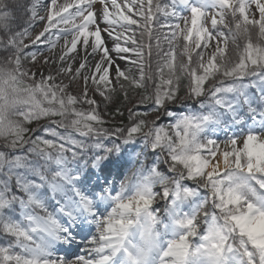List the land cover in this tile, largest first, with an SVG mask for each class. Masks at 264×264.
Instances as JSON below:
<instances>
[{
  "label": "snow or ice",
  "instance_id": "obj_1",
  "mask_svg": "<svg viewBox=\"0 0 264 264\" xmlns=\"http://www.w3.org/2000/svg\"><path fill=\"white\" fill-rule=\"evenodd\" d=\"M104 5L102 10L103 23L109 25L108 29H101L100 17L93 10V6L97 3V0H49L50 11L46 17V22L42 31L37 33L35 37L31 38L32 44H43L49 47V49L56 46L58 41L66 35L71 36V40H65L64 54L61 56V61H66L69 54L78 50V45L82 46L85 52V57L81 61L79 67L73 68L69 65L67 68L61 69L63 73L70 74L72 79L82 77L85 87L80 96H73L71 94L62 95L64 91L63 85L48 84V80H53L54 77H44L43 84L39 86L47 102L52 105L51 108L43 112L45 117H62L61 120H52L51 123L55 124L56 128H46L47 135H51L56 138V141H63L64 143H57L53 140L38 137L32 143L35 145L33 151H39V153L45 155L48 160L52 159V156L47 152V149H55L60 155L55 159L57 166H63L67 164V159L63 155L68 151H72V156L76 157L77 152L73 149H83L85 144L83 141H77L72 138L71 135H63L57 129L60 127L73 128L81 136H89L95 134L97 136L106 134L102 129L94 127V124L102 123L100 115L96 111V102L88 96V83L89 81L96 86L98 94L110 100V93L114 91L112 80L124 79L131 80V78L119 68L115 59L111 53L114 51L117 54L129 53L131 50L127 46H122L121 41L125 44H136L137 40L128 35L129 32L134 34L133 26H140L146 30L151 29L152 21L156 18V13L160 12L164 15L177 16L179 20L183 21L186 18L183 15L178 14L176 11L167 7L161 6L159 0H99ZM39 0H34L36 6ZM179 3L183 5L191 16L187 19L190 20V26L187 24L182 27L181 23H175L173 25H165L169 28L170 35L166 36L169 44L171 45L178 37H182L185 41L184 52L189 54V61H191V53L196 49H201L202 45L206 49L212 44L214 39L213 33L205 26L204 21L210 15V9H216V19L212 21V28L216 29L218 25L223 23L224 11L230 10L234 17L240 16L245 21L248 20L247 9L255 3L256 9L260 14V18L257 23H261V34H264V0H172L173 7ZM111 5V7H109ZM71 10V11H70ZM115 10V11H113ZM136 17H139L137 19ZM37 19L45 20L44 17L37 18L33 14V22ZM60 26V27H58ZM107 31L117 45L114 49H109L106 41L102 36V32ZM17 35H26V31L18 33ZM219 35H225L223 32H219ZM225 40L227 37L225 36ZM14 43V41H10ZM27 47V46H25ZM89 49L91 51L89 52ZM227 43L223 49L217 48L215 51L208 54L207 58L203 52H197L198 57L195 67L185 65V71L189 73L191 77L190 90L191 96L196 98L211 97L217 108L222 109L221 114H229L232 117V122L235 124L240 120L238 115L242 106L247 105L249 114L252 117V125H259L264 128V110L255 108L253 97L249 96L247 89L249 87H255L258 89L261 100L264 101V49H257L252 45L246 49L242 55L240 61L228 67V59L226 57ZM135 55H142L139 50L133 51ZM166 55L169 57V61L164 65L169 69L170 75L167 79L161 80V85L157 86V94L154 103L158 108L164 107L166 101H173L178 98L179 92V80L175 74L177 67L175 51L170 47ZM99 56L100 59L96 64L89 69L91 75H83V70L88 68V57ZM31 58L35 62L36 53H31ZM19 60V53L16 57ZM74 62V61H73ZM255 69L251 73L249 67ZM116 69V76L111 77L110 74ZM163 71V69H161ZM222 75L224 80L231 79L233 81L243 80L251 75L255 79L248 85L230 84L225 86L224 80L217 82V77ZM210 81H213L210 88H206ZM136 88H140L141 83L132 81ZM166 86L167 91H163L162 88ZM235 94L237 99L233 102L227 98V94ZM77 103H86L92 107L88 110H81L74 107ZM157 108V110H158ZM171 117V113H166ZM217 114L212 113V116L192 117L185 116L180 118L176 124L177 135H179V129L183 127L187 132L192 129V135L195 137L198 135L199 130L203 127V124L199 123L203 121L204 124L215 117ZM72 116L70 122L67 118ZM26 120H30L25 117ZM142 130V124H138L135 127H131L128 131L129 139L124 142H130L134 133H139ZM251 131V129H250ZM148 137H153L151 140L152 148L162 146V142L167 138V132L164 128L149 129L146 134ZM258 139V137H257ZM218 143L216 140H209L208 144L213 145ZM43 145V147H41ZM71 145L72 147H66ZM168 147V145H164ZM15 147V142H13ZM96 148H102L103 145L97 143ZM212 155V159H215L216 153L212 149L205 148ZM105 151H109L105 149ZM113 151V149H112ZM171 153V149L169 148ZM233 155H236L234 153ZM3 156L0 154V159ZM24 158L17 156L14 161L15 167H23L22 164ZM103 156H94L90 161L92 167H98L103 161ZM172 161L169 166V171H176L177 164H182L187 170V176H181V179L194 180L198 179L200 175L204 174L202 170H196L193 164L199 163L204 168L208 166L210 161L205 160L200 155H194L187 158V160L170 154ZM228 162V158L225 157V163ZM86 167L88 165H85ZM10 164V174H11ZM245 167L243 160L236 161V168L240 169ZM37 174L38 166L35 168ZM249 173L253 172V165L249 163L247 165ZM101 171L103 168L100 169ZM255 171H259L261 175H264V167H257ZM159 174V173H157ZM56 177L66 182L73 191L72 196H66L65 199H57L58 208L54 216L50 214L49 220L57 225L56 239L61 245L68 246L69 249L73 245H82L86 242L90 247L85 249L86 252L94 253L92 258H86L85 256H79L76 259H72L67 256H58L55 249L47 253V258L43 260V264H112V257L115 255V250L118 244L113 243L114 240H118L120 237L126 234V229L130 226L132 221L126 220V217L133 211L137 214L141 210L147 211L150 205L156 199L153 192V186L147 185L144 188L143 193L140 194V199L136 202L134 207L132 202L127 204H120L119 214L114 210L111 213L106 225H101L96 219L98 211L97 206L94 208V199L80 188V183L86 180H80L78 171L69 170L65 167H58L56 171ZM224 177V179H219ZM209 184L213 185L212 192L215 195L214 207L222 213H225V225L221 227L217 220L218 218L213 215L212 226L209 227L207 235L201 237L205 242L203 249H198L197 253L201 251L205 254H210L211 264H245L243 257H247L246 264H257V258L259 264H264V243L258 241L257 237L249 235L246 231H242L241 227L235 222L240 219L250 218L253 213L264 217V196H257L255 203L249 202L246 204L247 211L240 212L239 205L243 202V190L248 187L245 178L235 173H225L221 175L220 172H212L206 175ZM50 190L55 198V193L60 191L64 192L63 184L57 183L56 179L48 182ZM261 188H264V180H257ZM17 188L24 192L27 200L23 197L16 195L12 192L10 184L7 181H0V233L5 235H11L17 247L26 248L27 245L22 241H28L32 238V231L37 230L41 225V218L32 215L27 211L28 207L36 204L39 207H45L39 194L31 191L33 187L39 188L40 185L33 184L27 181L24 177L17 174L16 178ZM208 185H206L207 187ZM181 185L177 182L176 193L173 196V203L180 197ZM188 195H196V193L185 190L184 193ZM163 195L168 197L169 191L165 190ZM255 195V193H254ZM119 199V197H117ZM19 204L20 216L23 220H27V226L20 221L15 220L11 213L13 211V204ZM234 207L237 213L240 215L228 214V209ZM7 209V213L6 210ZM151 216V213H148ZM89 225H95L96 227H103V230L99 233L98 239H92L89 235L83 233L87 230ZM181 226L188 229V234L183 236L179 243H173L169 248L165 256L175 255L177 258V264H181L182 258L185 255V250L188 247L187 241L189 237L198 234L199 229L195 219H187V222H181ZM238 236L239 248H236L232 243V237ZM0 264H34V261L30 258H26L20 254H13L11 252V246L0 245ZM40 264V262H35ZM184 264H194L193 262H184Z\"/></svg>",
  "mask_w": 264,
  "mask_h": 264
},
{
  "label": "rangeland",
  "instance_id": "obj_2",
  "mask_svg": "<svg viewBox=\"0 0 264 264\" xmlns=\"http://www.w3.org/2000/svg\"><path fill=\"white\" fill-rule=\"evenodd\" d=\"M58 2H63V0H58ZM34 5V4H33ZM29 6L28 10L26 11V16L24 17V26L18 31V33H22L26 31V35L19 36L16 33L15 37H9L8 41L6 42L7 48H8V59L10 60V65L12 66V71L19 77L24 80H26L28 83L36 86H41L43 84V79L46 76H52L54 77L53 80H48V84H55V85H63L64 91L63 94H71L73 96H80L84 91V81L82 77H78L76 79H72L70 74L63 73L61 69L67 68L69 65L72 66L73 71L75 68L79 67L78 62V56L75 58L76 54H81L82 56L85 55L84 49L82 46L78 45V50L75 53H72V56L70 55L67 57L69 58L68 61H64V63L61 61V56L59 53L61 50H59L60 45H62V48L65 49V40H71L70 35L63 36L55 47L49 49L46 45L43 44H32L31 38L35 37L37 33L43 30L46 17L49 14L50 6H49V0H39V3L36 6ZM110 6V5H109ZM104 5L97 0V3L93 6V10L98 14L101 13L103 10ZM71 11V10H70ZM20 15L23 14V11H20ZM18 14V18L19 15ZM33 14L39 17H44L45 20H39L37 19L35 22H33ZM247 15H248V21L250 23L258 24L260 28L262 27L261 23H257L256 21L259 20L260 14L258 10L256 9L255 3H253L250 8L247 9ZM183 16L186 18L185 20L181 21V26L184 27L186 24L190 26V20L187 19L191 16L190 11L187 10ZM139 19V17H136ZM213 19H216L215 16L212 14V10L210 9V15L207 17V19L204 21V24L206 27L209 28L211 31L212 21ZM100 22V21H99ZM60 27V26H58ZM101 29H108L109 25H103L100 22ZM134 28V34L132 32H129L128 35L131 36L133 39L137 40L138 43L136 44H125L124 41H121L122 46H127L131 50H139L142 55H135L133 54V51H130L129 53L124 54H117V57L124 58V62L122 63H116L119 68L123 69V71L131 78L129 81H135L137 83H140L147 73V67H146V61L143 58L144 56V48L140 44L138 37L141 32L140 29L142 27L140 26H133ZM259 28V29H260ZM138 30V31H137ZM164 37L167 35V31H164ZM213 33V32H212ZM102 36L106 43L108 44L111 42L113 45H117V41H115L112 37H108V32L103 31ZM213 41L212 44L209 45L206 49H196L194 52L191 53V61H189V54L184 52V44L185 41L182 37H178L174 43L171 45L167 41L166 37L163 38L165 42L171 47L175 53H176V62L179 65V69L181 72H185V65L188 64H196V61L198 59L196 53L197 52H203L205 57L207 58L208 54L215 51L217 48L223 49L225 44L222 40L221 35L217 33H213ZM10 41H14V43H10ZM27 46V47H25ZM203 48V45L202 47ZM91 49H89V52ZM36 53V60L35 62L31 58V53ZM231 50H227V53L229 54ZM19 53V60L16 59L17 54ZM64 54V52H63ZM113 52L111 53V55ZM232 54V53H231ZM58 55L60 56L59 58ZM147 55L148 52H147ZM227 55V54H226ZM113 56V55H112ZM129 56V57H127ZM90 57V58H89ZM89 64L88 68L83 70V75H91L89 72V69L92 68L96 62L100 59L99 56H89ZM115 57V56H113ZM196 58V59H195ZM60 59V60H59ZM74 61V62H73ZM232 60H229V65L233 64L231 62ZM153 72V68H152ZM111 77L116 76V69L113 68L111 74ZM126 80L124 79H113L112 85L114 86V89H120V87L124 86V82ZM88 87V96L93 99L96 102V111L99 114V108H101V97L96 91V86L93 85L90 81L87 85ZM123 96L125 97V102L128 108H132L133 106L137 105V94L132 93L131 95H128L126 92L123 93ZM182 101V100H181ZM184 101V100H183ZM183 103V102H181ZM255 107L257 109L264 110V106L260 107L259 102H255ZM263 103V102H262ZM83 105H88L86 103H82ZM263 105V104H262ZM88 107H92L88 105ZM223 110H216L213 109L209 111L208 114H206L204 111H200L197 115L199 117L202 116H212V113L215 112L218 116L213 117L209 123L204 124L203 121H200L199 123L203 124V127L199 130L198 134L201 133V131L206 132V140L207 143L209 140H216L218 143L209 145L212 150L216 151L215 159L220 160V169L218 170H212L211 164L213 162V159H210V163L206 168L202 166L197 167L196 170H202L204 171V177L200 180H198L195 183V188L198 191H195L191 187L187 188V191L196 193L194 196H199L200 201L202 202L206 201L210 205V208L214 209V198L215 195L212 192V188H210V184H208L206 175L210 174L212 172H220L221 175L225 173V176L228 173H235L239 176H242L245 178V181L248 185L247 188L243 190V196L248 194L252 195L254 199L256 200L257 196H264V188H261L260 185L256 186L253 178H256L258 180H264V175H261L255 171V161L251 160L250 157L252 156V153L256 149L262 150L264 153V128H261L258 124L253 127L252 125V117L248 118L241 127H238V124L234 123H227L224 124L221 123L217 118L223 117L222 113ZM225 115V114H224ZM183 118V117H181ZM251 129V131H250ZM180 131H184L185 133H188L185 131L183 127L179 129ZM258 137V139H257ZM49 153V152H48ZM236 153V155H233ZM60 153L57 152V156H54L53 160H48L46 157L47 162H51L47 166L46 175L43 176V179L40 182L47 183L50 181H53L56 179L57 183L63 184L64 182L62 179H59L56 177V171L58 170V167H65L69 170H76L78 171L79 177L82 176L84 172L87 171V168L85 165H88V160L83 161L76 158H70L73 156H69L67 153H64L63 155L67 159V164L63 166H57L55 163V159L59 157ZM97 156V155H96ZM225 157L228 158V162L225 163ZM93 158V157H92ZM90 159V161L92 160ZM237 160H243L245 167L243 168H236V161ZM198 163V162H197ZM251 163L253 165V172L249 173L247 169V165ZM10 164L12 165L11 169L14 168L15 165H13V162H4L2 166V171L6 170L10 167ZM91 164V163H89ZM92 167V166H91ZM93 168V167H92ZM50 177L51 179L48 181L46 178ZM224 178V177H223ZM156 179V176H154L153 180ZM152 185L154 188V185L149 181L148 183H141L138 180L132 179L129 182L128 186H123V184H119L117 187V190L115 193H110V191L106 194H104V190L101 189V194L99 196H96V202H106L107 207L112 210V212L115 210L118 214L121 211L120 210V204H127L129 202H132L134 207L136 205V202L140 199V194L143 193L145 186ZM206 185H208L206 187ZM50 186V185H49ZM213 187V185H212ZM177 184L173 186V188L170 189H163V192L161 193V197L167 200L169 196H171L170 204L167 205L165 200L163 199L162 207L161 209L164 210L167 213L168 216V222L165 224V230L160 235H157L155 238H153L154 242L156 243V247L159 250L158 253L162 256L161 261L159 263H152L148 262V260H143L140 264H177V258L175 255H169L165 256V253L168 252L169 248L173 243H179L183 236L188 233V229L181 226V222L186 223L187 219H195L196 217H206V221L208 223L207 230L201 235H207L209 232V227L212 226V219L211 217L215 215L217 217L216 213H213L210 211V215L206 216L205 213L200 209L201 202L199 200H195L193 203H190V200L194 198L192 195L186 196L184 193L185 191L180 190V197L173 203V196L176 193ZM43 189H34V193L39 194L41 200L43 201ZM110 190V189H109ZM167 190L169 193H172L165 197L163 195L164 191ZM60 192V191H57ZM204 192V193H202ZM61 193V192H60ZM255 193V195H254ZM119 197V199H117ZM162 200V199H161ZM160 201V200H159ZM159 204L156 200L150 205L149 209L147 211L141 210L139 214L133 210L127 217V219H130L132 223L129 227H133L134 229L131 230L134 231L136 237L142 236L143 233L148 232V228L151 226V220L148 213H151V207H154L155 205ZM31 207V206H30ZM28 207L27 211L30 212L32 215H35L33 210ZM216 211V210H214ZM110 213V211L108 210ZM111 212V213H112ZM110 213V215H111ZM56 213L52 212L51 215H55ZM12 217L14 219H18L17 221H20L24 225L27 226L28 221L23 220L20 216V207L17 203V206L13 208ZM104 215L102 219L105 223H107L109 218L105 217ZM48 223L53 224L49 217L47 218ZM43 223V222H41ZM237 225L241 227V230H246L248 233H251L254 235V237L258 238V241L261 243H264V217H260L259 215L253 213V215L250 218L240 219L235 222ZM56 225V224H53ZM106 225V224H105ZM140 225V229H136L135 226ZM57 227V225L55 226ZM262 229V230H261ZM127 234H130V232H127ZM149 234V233H148ZM199 241H193L192 248L188 245L187 249L185 250V255L182 258L181 264H184V262H193L194 264H211V258L210 254H205L203 251H201L199 254L197 253L198 249H203V246L205 242L201 239ZM38 241L39 245H34L31 242L32 241ZM119 240V239H118ZM114 240L113 242H115ZM27 245L26 248L17 247L16 245L14 247H11V252L13 254H20L26 258H30L35 262H40V264H43V260L47 258V253H49L51 244L50 241L46 240L42 235L36 233L35 231H32V239L28 241H22ZM131 243L132 241L129 240ZM233 243V241H232ZM116 244H120V242H117ZM163 244H165L163 246ZM188 244V242H187ZM118 247L115 250V255L112 257V261L116 262L118 260ZM28 254V255H27Z\"/></svg>",
  "mask_w": 264,
  "mask_h": 264
},
{
  "label": "trees",
  "instance_id": "obj_3",
  "mask_svg": "<svg viewBox=\"0 0 264 264\" xmlns=\"http://www.w3.org/2000/svg\"><path fill=\"white\" fill-rule=\"evenodd\" d=\"M27 4L26 0H0V123H4L6 127L4 129L0 128V154H2V156L14 155L17 157L21 154L16 149L19 148V150L22 151L23 148L27 150L33 146L35 147L32 141L42 136L46 138L43 129L45 130L49 127L56 128L57 126L52 124L51 121L62 119L60 116H43V112L51 108L52 105L47 102L44 95H40L36 92L34 85L19 78L12 71L10 60L7 57L8 48L6 42L10 36H14L24 26ZM20 11H23V14L20 15ZM18 14L20 15L19 18L17 17ZM224 32L229 44L228 49L229 51L231 50V52L226 55L228 65L230 63L229 60H232L231 62L233 64H230V67L240 61L249 45L257 49H264V34H261L257 26L250 27L242 17H239V19L235 18L233 21L229 20V28L227 32ZM168 61L160 55L155 61L153 72L143 81L140 88H136L133 84L125 83L124 88L114 90L110 93V100L101 97L102 102L101 108H99V115L103 122L94 124V127L114 134L118 139L126 140L129 139L128 131L130 128L142 124L141 132L134 133L130 139V142L136 143L143 131L148 127L150 128L149 120L156 116L160 110L163 111L168 109L177 103L179 98L183 95L188 94L191 98H196L191 96L190 75L181 72L177 63L175 74L178 76L179 80L178 98L175 102L166 101L164 107L158 108V106L155 105L154 100L157 94V86L161 85L162 79H167L170 75H173V73L169 72L167 67H164ZM195 66L196 64L194 63L190 65V67ZM161 69H163V71H161L162 76L158 73V70ZM249 69H251V66ZM220 80H224L222 75L217 77V82ZM252 80L253 79L250 78L248 81L252 82ZM229 81L230 79L224 80L225 86ZM212 83L213 81H210L205 87L210 88ZM162 90L167 91L168 89L164 86ZM124 92L128 95L136 93L138 98L137 105L128 108L125 97L123 96ZM74 107L85 111L90 108L88 105H83L82 103H77ZM25 117H28L30 120H26ZM71 119H73V117L69 116L67 121L70 122ZM57 130L75 129L60 127ZM13 142H15V147H13ZM41 147H43V145H41ZM169 148L171 149V153ZM154 153L156 154V160L159 161L158 169L161 173L169 177H174L175 173L178 172H182L185 177L187 176V170L182 164H177L176 171H169V166L172 163L170 154L185 160L194 155H200L205 160H208L212 156L211 153L207 151L192 152V150L186 149L184 151L176 142L169 144L166 149L164 148L163 152L160 153L161 155H158V150L154 151ZM147 155L149 156L150 153L148 152ZM194 166L195 164H193V167ZM182 180L194 182L196 179ZM239 208L240 212L244 211L242 204L239 205ZM229 214H237L234 207H230Z\"/></svg>",
  "mask_w": 264,
  "mask_h": 264
},
{
  "label": "bare ground",
  "instance_id": "obj_4",
  "mask_svg": "<svg viewBox=\"0 0 264 264\" xmlns=\"http://www.w3.org/2000/svg\"><path fill=\"white\" fill-rule=\"evenodd\" d=\"M114 11V10H113ZM99 17H100V22L103 24V25H107V24H105V23H103V19H102V11H101V13H99ZM109 38L111 37V36H108ZM107 46H108V48L109 49H114L115 47H116V45H113L111 42H109L108 44H107ZM59 47V50H61V52L59 53V55L61 56V55H63V52H64V49L62 48V45H60V46H58ZM73 53H75V52H73ZM58 55V57L57 58H59L60 56ZM70 55V57L72 56V53L71 54H69ZM68 55V56H69ZM113 56H115V57H113V59H115V61H116V63H122V62H124V58H120V57H117V54L113 51V54H112ZM75 58L78 56V62H79V64L81 63V61L84 59V57H85V55H81V54H76L75 53ZM127 57H129V56H127ZM72 58H73V56H72ZM90 58V57H89ZM68 59L69 58H67L66 60L68 61ZM60 60V59H59ZM64 63V62H63ZM65 64V63H64ZM211 169L212 170H218V169H220V160L219 159H214L213 160V162H212V164H211ZM98 228V227H97ZM95 230V235H97L99 232H98V230H96V229H94ZM262 230V229H261ZM85 243L83 242V244L82 245H84ZM81 245V246H82ZM85 245H88V244H85ZM67 248H68V246H67ZM69 249V248H68ZM69 250H71L72 251V253H78V252H76V251H78V248L77 247H72L71 249H69ZM74 250V251H73ZM72 253H67V254H65V253H62V255L63 256H67V257H70V255L72 254ZM86 254H89L90 255V253L91 252H85ZM137 253L138 254H140V255H145L146 254V251L145 250H143V251H137ZM87 258H89V257H87Z\"/></svg>",
  "mask_w": 264,
  "mask_h": 264
}]
</instances>
